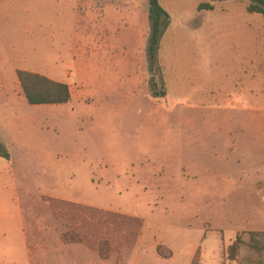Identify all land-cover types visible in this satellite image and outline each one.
<instances>
[{
    "label": "rangeland",
    "instance_id": "rangeland-1",
    "mask_svg": "<svg viewBox=\"0 0 264 264\" xmlns=\"http://www.w3.org/2000/svg\"><path fill=\"white\" fill-rule=\"evenodd\" d=\"M159 3L153 65L149 0H0V264L251 257L228 250L264 233V18L248 0ZM19 70L70 102L28 105ZM49 198L103 214L77 212L70 242L75 212Z\"/></svg>",
    "mask_w": 264,
    "mask_h": 264
},
{
    "label": "trees",
    "instance_id": "trees-1",
    "mask_svg": "<svg viewBox=\"0 0 264 264\" xmlns=\"http://www.w3.org/2000/svg\"><path fill=\"white\" fill-rule=\"evenodd\" d=\"M248 1H250V4L247 7V12L249 14L261 15L264 18V0ZM202 7L207 10L213 9L210 5L200 6V9H203ZM149 19L151 22V33L147 52L150 63L154 65L156 64V56L159 49L161 27L162 29H166L169 21V15L160 6L159 0H149ZM16 77L23 97L30 106L64 105L71 100L69 86L64 83L54 81L43 75L21 70L16 72ZM0 158L9 160L10 157L6 150L0 149ZM49 202L52 203L53 206L61 205L63 209L68 208V212L74 210L75 214L69 217L73 230L71 233H66L64 235V239L70 242L77 243L84 241L77 232V227H79L81 222L77 218V215H79L77 212L80 214H103L101 211L91 207H85L70 202L50 198ZM82 223L86 224V221L83 220ZM242 247L247 248L251 254L250 258L243 261L244 264H264V233H249L248 242H245L241 236H237L234 243L229 247V260H235L238 251Z\"/></svg>",
    "mask_w": 264,
    "mask_h": 264
}]
</instances>
